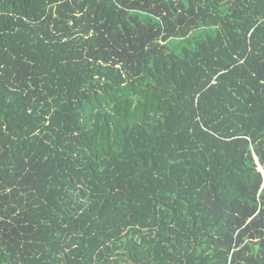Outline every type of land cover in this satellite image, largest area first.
<instances>
[{
    "label": "trees",
    "instance_id": "1",
    "mask_svg": "<svg viewBox=\"0 0 264 264\" xmlns=\"http://www.w3.org/2000/svg\"><path fill=\"white\" fill-rule=\"evenodd\" d=\"M0 264H264V0H0Z\"/></svg>",
    "mask_w": 264,
    "mask_h": 264
},
{
    "label": "rangeland",
    "instance_id": "2",
    "mask_svg": "<svg viewBox=\"0 0 264 264\" xmlns=\"http://www.w3.org/2000/svg\"><path fill=\"white\" fill-rule=\"evenodd\" d=\"M260 169H261V167H260Z\"/></svg>",
    "mask_w": 264,
    "mask_h": 264
}]
</instances>
